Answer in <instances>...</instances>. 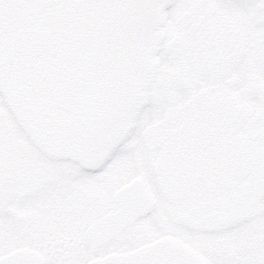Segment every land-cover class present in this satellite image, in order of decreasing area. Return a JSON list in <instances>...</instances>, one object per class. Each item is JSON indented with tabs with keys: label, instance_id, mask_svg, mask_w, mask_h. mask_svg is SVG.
<instances>
[{
	"label": "flooded vegetation",
	"instance_id": "af4514ba",
	"mask_svg": "<svg viewBox=\"0 0 264 264\" xmlns=\"http://www.w3.org/2000/svg\"><path fill=\"white\" fill-rule=\"evenodd\" d=\"M198 15L195 9L186 13L187 18ZM168 16L164 3L151 7L143 19L123 8L78 4L53 5L38 16L37 26L49 33L50 40L35 59L36 82L23 83L29 93L28 117L39 138H34L9 104L42 154L17 134L6 112L0 114L8 164L5 203L9 216L23 228L28 256L45 260L43 248L70 241L77 244V237L86 233L100 251L94 258L105 257L113 254H104L108 246L142 245L152 240L156 231L153 217L159 218L169 235L186 224L200 231L219 232L218 240L208 245L212 257L238 258L264 238V197L251 198L244 219L233 218L230 211L234 194H239L243 183L250 181L254 186L264 178V122H253L254 116H260L250 106L236 105L229 90H196L190 77L175 75L192 89L187 103L176 104L183 107L182 122H163L170 117L171 102L180 99L170 98L165 92L156 103L166 105V112L153 122L157 126L148 127L138 138L141 114L153 100L152 90L159 82L151 81L149 90L143 93V80L135 76L125 82L131 88L126 96L116 91L124 83L117 69L136 65L143 49L160 45L154 44V35H169ZM116 19L120 20L122 41L119 56L108 69H96V63L108 59V49L90 48V36H99ZM138 25L144 26L141 34ZM207 28L222 32V38L236 44L249 62L254 60L250 39L253 25L249 30H238L239 35L233 37L215 20L210 19ZM181 37L184 48H190L192 43L184 34L175 37L176 43L180 44ZM16 42V32L3 39L0 57L10 54ZM207 56L215 59L211 50ZM78 69L88 70L87 81L73 89ZM234 78L238 83L239 77ZM248 114L246 122H239L241 115ZM121 150L136 154L134 166L138 172L130 179L132 161L121 163L102 182L83 177L85 169L101 170ZM133 181L138 196L143 189L149 192L153 206L125 225L124 196L120 192ZM153 181L159 184L163 200ZM204 258L210 264V258Z\"/></svg>",
	"mask_w": 264,
	"mask_h": 264
},
{
	"label": "snow or ice",
	"instance_id": "6c2138e0",
	"mask_svg": "<svg viewBox=\"0 0 264 264\" xmlns=\"http://www.w3.org/2000/svg\"><path fill=\"white\" fill-rule=\"evenodd\" d=\"M7 2L15 7L33 3L50 5L78 4L93 8L109 10L127 9L143 19V14L151 7L164 3L169 16L167 21L168 38L161 42L159 52V83L152 90L153 100L141 114L137 137L146 134L148 126L157 118L162 117L165 109L161 108L156 99L168 89H174L187 103L192 95L191 87L182 79L174 78L176 73L190 77L196 90L211 89L217 93L229 90L233 93V101L239 106H250L264 120V0H0V8ZM197 10L199 15L187 18L186 13ZM211 13V16L207 15ZM215 20L221 29L226 30L229 37L238 36L240 29H254L250 35L254 60L249 62L246 54H242L236 44L222 38V32H210L209 21ZM4 16L0 14V33L4 26ZM120 20H114L107 28L100 31L99 36H90V48L106 47L108 59L94 65L96 69L106 70L112 66L119 56L122 41L119 36ZM138 34L143 33L144 26L138 25ZM184 34L191 41L190 48H183L176 43L175 37ZM215 53L210 60L207 52ZM2 55V52H0ZM88 70H77L72 88L79 89L87 81ZM238 76L239 82L234 83L233 77ZM7 113L9 123L14 126L17 134L29 143L33 150L42 154V150L30 139L27 131L16 119L9 101L0 94V114ZM135 153L118 151L112 160L99 171L82 175L87 180L102 182L104 177L125 161H132L128 169V178L137 174L134 166ZM8 164L5 160V137L0 130V264H264V238L238 257L229 255L212 257L209 243L218 240L219 232L197 230L191 224L182 225L169 235L158 217L152 218L155 228L154 238L144 244H114L103 249L105 255L119 253V259L99 260L100 255L94 243L86 233H81L79 243L71 241L55 248H43L47 259L40 260L25 254L26 241L21 225L9 216L4 195L5 176ZM153 187L163 200L159 184L153 181ZM118 188L114 190L113 197ZM264 191V189H262ZM202 253L203 255H199Z\"/></svg>",
	"mask_w": 264,
	"mask_h": 264
},
{
	"label": "water",
	"instance_id": "95a60500",
	"mask_svg": "<svg viewBox=\"0 0 264 264\" xmlns=\"http://www.w3.org/2000/svg\"><path fill=\"white\" fill-rule=\"evenodd\" d=\"M53 5L48 3H33L22 7H15L5 2L0 8V14L4 16V26L0 33V42L12 33H17V42L10 54L0 57V90L9 100L21 122L29 127L34 138H39L36 126L29 120L28 106L29 97L27 84L36 82L33 68L36 57L50 40L47 31L37 26V19L41 12L51 9ZM233 80H236L234 78ZM135 181L127 184L120 194L124 196L123 207L125 211V225L132 219L148 213L152 206L150 194L143 189L140 196L135 188ZM264 178H260L254 186L250 181L243 183L239 194H234V203L231 215L235 219H244L248 216L249 201L252 197H264ZM140 198V199H139ZM119 253L109 254L99 260L119 259Z\"/></svg>",
	"mask_w": 264,
	"mask_h": 264
},
{
	"label": "rangeland",
	"instance_id": "374dc122",
	"mask_svg": "<svg viewBox=\"0 0 264 264\" xmlns=\"http://www.w3.org/2000/svg\"><path fill=\"white\" fill-rule=\"evenodd\" d=\"M154 36H155V38L153 40L154 44L156 42H159L160 45H161V42H163L164 40H166L168 38V35H164V34H159V35H154ZM150 37H151V35H150ZM151 42H152V39H151ZM160 45L152 46V47L143 49L141 51L140 60L137 62L136 65L123 66V67H120L117 69L116 74L119 77V79H121L124 83H123V88L120 90L118 87V88H116V91H119L120 93H122V96H126L127 93H125V92L129 91L131 88H130L129 84L125 83V82L131 81L135 76L141 77L140 79L143 80V83H142L143 86L141 88L143 93L145 91L149 90V86H150L151 81H153L152 83L159 82ZM179 45H181L184 48L182 37H181ZM252 57L254 59V56H252ZM175 75H182V74L176 73ZM155 85H156V83L154 84V86ZM166 93H168L170 95V98H173V99H175L176 97H179V95L175 92V90L171 89V88L168 89L166 91ZM179 102H182L181 98L178 99V101L175 103L171 102V104L169 105L171 110L168 111L169 112L168 115L170 114V117L166 118L163 122H165V123L182 122L183 107L176 105ZM160 107L165 109V111L163 112V113H165L167 110L166 105L161 104ZM247 117H250V114H248V116L241 115V119L239 120V122H246ZM253 122H257V124H258V123H262L264 121L261 120L260 117L254 116ZM151 126L154 127V126H157V124L154 125V123H151L148 127H151ZM238 132H240V131H238Z\"/></svg>",
	"mask_w": 264,
	"mask_h": 264
}]
</instances>
